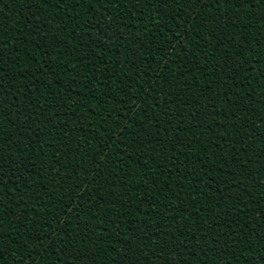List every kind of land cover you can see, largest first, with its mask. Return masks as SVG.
Instances as JSON below:
<instances>
[{"label": "trees", "instance_id": "16d2710c", "mask_svg": "<svg viewBox=\"0 0 264 264\" xmlns=\"http://www.w3.org/2000/svg\"><path fill=\"white\" fill-rule=\"evenodd\" d=\"M0 257L264 264L259 0H0Z\"/></svg>", "mask_w": 264, "mask_h": 264}, {"label": "snow or ice", "instance_id": "6c2138e0", "mask_svg": "<svg viewBox=\"0 0 264 264\" xmlns=\"http://www.w3.org/2000/svg\"><path fill=\"white\" fill-rule=\"evenodd\" d=\"M252 0H214V3L216 4H224V5H232L237 9L243 8L245 5H248L251 3ZM262 6H264V0H259ZM133 99L131 96L128 97V100ZM127 100L124 101V103L127 104ZM132 107H135V104L133 103ZM10 139V138H9ZM134 142V141H133ZM174 246V245H173ZM2 258V257H0Z\"/></svg>", "mask_w": 264, "mask_h": 264}]
</instances>
